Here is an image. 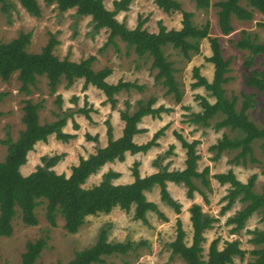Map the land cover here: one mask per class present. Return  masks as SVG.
Wrapping results in <instances>:
<instances>
[{
	"label": "rangeland",
	"instance_id": "1",
	"mask_svg": "<svg viewBox=\"0 0 264 264\" xmlns=\"http://www.w3.org/2000/svg\"><path fill=\"white\" fill-rule=\"evenodd\" d=\"M120 0H105L104 5L108 10H113V2ZM181 4V11L165 14L157 8L153 0H132L128 11L120 12L116 19L123 22L129 29L137 25L139 18L146 20L144 28L150 33L158 31V22L168 29H180L182 12L192 14V23L200 27L207 21L210 23V37H217L222 49V56L230 62L227 77L228 83L223 85L226 97L231 100L237 98L236 110L238 111L243 101V94H254L255 104L247 114L258 128L264 125V94L258 93L253 88L245 85V76L251 71L264 72V57L257 56L251 69L245 67V60L248 57L247 51L238 50L235 43L240 39L241 31L256 36L257 41H264V31L257 27L258 22H264V15L254 13L253 19L248 22L238 21L232 18L233 32L223 36L217 23L218 9L213 6L222 0H210L211 7L207 11L197 10L189 0H175ZM41 9L39 18L29 15L22 6L14 0H7L0 3V43H8L23 33L31 34L30 44L27 52L30 54L40 53L47 44L51 35L58 41L53 54L60 60L68 59L73 62H80L89 56H95L92 69L97 72L103 68H109L112 74L107 79L109 84H117L119 81L134 83L142 87V90L131 89L122 91L115 95L116 105L112 109L105 103V97L101 91L94 87L82 90L83 80L76 81L71 87L66 86L62 78L54 94L48 89L47 80L44 77L38 79L37 87L31 89L29 96L19 92L20 83L18 73H14L10 80H0V94H5L0 102V162L4 161L7 147L2 141L7 136L15 142L21 131L24 130L22 123L24 101L30 100L34 104H40L38 110L39 123L44 125L52 123L61 117H65L66 125L64 133L75 135V139L68 143H62L50 137L46 143L36 145L35 150L27 157L26 165L22 168V174L28 175L33 172L43 156L53 157L64 155L61 162L53 168L56 174L68 176L71 168L77 165L80 158L87 159L95 154L99 148H104L108 143L107 129L112 130V139H117L122 134L124 126L120 119L122 112L133 114L138 108L139 101H147L153 97L156 103L153 108L163 107L168 112H162L160 118L152 119L145 117L138 127L144 130L143 133L134 137L137 145L148 142L152 135L165 127L163 136L158 140V145L145 154H125L122 162L115 161L105 164L96 174L91 175L83 185L88 189L97 186L108 173L118 174L112 180L114 185H125L133 182L132 168L134 163L138 164L140 177L154 174L163 168L168 171L181 170L185 164V150L176 139L174 133L180 134L188 142L199 141L197 153L200 159L197 163V171L204 168L209 169L207 177L210 187L205 189L197 184L206 196L207 202L198 193L189 200L186 196L187 189L180 185L166 184L167 191L177 204L181 206V212L176 215L175 210L161 201L160 189L155 186L151 191L145 193L149 202L155 204L157 212H147L145 222L133 219L134 208L127 214L119 209H114L110 214L87 217L84 225L77 234L70 235L64 229V221L60 216L56 217V226H51L45 215V203L35 209L38 220L36 226L28 227L22 224L19 211L12 222L13 234L11 237H0V264H20L21 255L25 252L28 242H34L39 238L46 241V247L42 251L35 264H66L74 259L75 254L86 248L92 247L101 230L107 233L109 243L130 242L135 249L124 256H113L103 258L101 264H182L177 256L171 255L169 244L175 238V221L180 219L185 232V243H191L192 228L189 220L188 209L192 204L202 206L203 213L209 215L217 222L213 227L204 233L203 259H206L209 244L215 238H220L219 247L224 241L238 240L241 249L245 251L243 259L234 258L233 264H247L253 260L250 252L260 249L250 242L254 237L251 232L264 231V217L261 212L254 213L245 223L244 227L232 234V225L226 222L233 218L245 204L235 200L234 204L224 213L222 207L227 203L223 198L227 195L229 185H220L213 175L225 174L231 170L238 181L247 183L251 176L255 175L253 191L257 194L264 192V147L262 141L257 140L252 144L253 155L256 163L246 159L247 164L238 165L230 162L237 152L226 151L220 154L218 160L212 158L215 152H210L209 147L215 145L223 136L235 138L239 133L232 132L228 128L216 131L214 125L221 120L217 115L210 121L209 127H202L192 124L190 119L196 113L202 111L196 96H202L209 103L215 99L204 88L192 90L193 69L198 67L200 75L208 82L212 80L213 67L206 61L211 56L209 43L202 40L200 51L193 54L189 60L184 59L177 51L167 47L165 56L173 64L174 75L182 92L180 103H176L172 96H166V89L157 84L154 80L156 71L150 69L151 62L146 58H139L133 50H127L125 43L116 40V47L110 46L103 53L99 49L106 41V30L94 32L91 18L82 17L76 14V10H68L60 13L55 6H46L43 0H37ZM244 6V3H242ZM57 97L60 98V106L57 104ZM86 102V104H85ZM80 109L88 110L89 118L79 113ZM77 125V128L74 127ZM87 136L91 139H87ZM97 137V141L92 138ZM170 147H173L170 154L166 155ZM158 157L164 159L157 161ZM157 161V162H156ZM157 163V165H155Z\"/></svg>",
	"mask_w": 264,
	"mask_h": 264
},
{
	"label": "trees",
	"instance_id": "2",
	"mask_svg": "<svg viewBox=\"0 0 264 264\" xmlns=\"http://www.w3.org/2000/svg\"><path fill=\"white\" fill-rule=\"evenodd\" d=\"M7 0H0L5 3ZM31 16L39 18L41 9L37 0H14ZM105 0H43L46 6L54 5L60 13L75 9L76 14L82 17H90L94 32L106 30L107 38L99 53H103L108 47H116V40L125 43L127 50H133L139 58L149 59L150 69L156 71L154 80L166 89L165 95L172 96L176 103H180L182 92L175 78L173 64L165 56V49L170 47L177 51L184 59L189 60L193 54L200 51V43L207 40L211 56L206 61L213 67L212 80L208 82L200 75L199 68L193 69L194 83L191 89L204 88L214 103H209L202 96H196L202 111L196 113L190 122L202 127H209V123L217 115L221 120L216 122V131L228 128L232 132L239 133L238 137L229 138L223 136L215 145L209 147L210 152H215L212 158L218 160L220 154L226 151L237 152L230 161L236 165H246L249 156L251 163H256L253 155L252 144L261 140L264 147V125L258 128L249 120L247 112L255 104L254 94H243L240 109L236 110L237 98L229 100L223 89L229 79L230 62L222 56V49L217 37H210V23L207 21L200 27L193 25L192 14L182 12L181 28L168 30L161 21L158 22V31L150 33L144 28L146 20L138 19L137 25L129 29L123 22H119L116 16L120 12L128 11L132 0H120L113 2V10H108L104 5ZM197 10L207 11L211 7L210 0H189ZM159 10L165 14L181 11V4L175 0H153ZM244 3V6L242 5ZM218 9L217 23L223 36L233 32L232 18L238 21L248 22L253 19L254 13L264 15V0H222L214 3ZM257 27L264 31V22H258ZM31 34L21 32L17 38L8 43H0V80L7 82L14 73H18L20 83L19 92L29 96L31 89L37 87L38 79L44 77L51 94H54L58 84L63 78L66 86L71 87L76 81L83 80L82 90L86 91L90 86L102 92L105 103L113 109L116 105L115 95L122 91L131 89L142 90V87L131 82L119 81L117 84H109L107 79L112 74L109 68H103L97 72L92 69L95 56H89L80 62L58 59L53 51L58 41L53 35L40 53L30 54L27 46L30 44ZM238 50L247 51L245 67L251 69L257 56L264 57V41L258 42L257 37L246 31H241L240 39L235 43ZM245 85L253 88L258 93L264 94V72L251 71L245 76ZM5 94H0V102ZM156 99L151 97L147 101H139L138 108L133 114L122 112L120 119L124 126L122 134L117 139H112V130L107 129L108 143L104 148L96 150L95 154L87 159L80 158L77 165L72 166L69 176L56 174L53 168L63 159L64 155L53 157L43 156L40 165L27 176H23L20 168L26 164L28 154L33 152L38 143H46L53 136L57 141L68 143L75 139V135L64 133L66 125L65 117H61L52 123L40 125L38 110L40 104H34L30 100L24 101L22 123L24 130L20 132L18 139L13 142L9 136L2 141L7 147V153L3 162H0V237H11L13 234L12 222L17 216L23 225L32 227L38 224L35 209L45 203V215L48 223L55 227L56 217L60 216L64 221V229L67 234L75 235L84 225L87 217L99 214L108 215L114 209L129 213L134 208L133 219L145 222L147 212H157L154 203L149 202L145 193L151 191L155 186L160 189L161 201L172 207L176 215L181 212V206L172 200L166 184L184 186L186 196L189 200L194 198V193L202 196L205 203L206 196L197 186L201 184L209 190L210 184L207 179L209 169L197 171V163L200 159L197 153L199 141L188 142L180 134L174 133L181 147L185 150V167L183 170L168 171L166 168L146 177H140L138 164L134 163L132 168L133 182L125 185H114L112 180L118 174L108 173L102 181L91 188L85 189L83 185L86 180L96 174L105 164L115 161L122 162L125 154H145L158 145V140L163 136L165 127L155 132L151 139L145 144L137 145L134 137L144 132L138 127L145 117L152 119L160 118L162 112H168L163 107L153 108ZM60 106V98L57 97ZM86 104V102H85ZM79 113L89 118L88 110L80 109ZM264 115V111H263ZM77 128V125H74ZM87 139L91 137L87 136ZM97 141V137L92 138ZM170 147L166 155L170 154ZM158 157L156 160H162ZM156 161V162H157ZM157 165V163H155ZM220 185H229L227 195L223 198L227 203L221 212L227 211L238 200L245 204L233 218L226 223L232 225V234L240 231L246 221L256 212H261L264 217V192L257 194L253 191L256 176L253 175L247 183H241L236 179L233 172L229 170L225 174L213 175ZM189 220L192 228L191 243H185V232L180 219L175 221V238L169 244L172 256L181 259L182 264H233L234 258H244L245 251L241 249L238 240L224 241L220 248V238L211 241L208 247L206 259H203L202 243L204 233L212 229L217 219L203 213L202 206L192 204L188 209ZM254 236L250 242L256 246H262L250 252L253 260L247 264H264V231H253ZM46 247V241L39 238L34 242H28L25 252L21 255L20 264H35L42 251ZM132 243H109L107 233L103 229L98 234L96 243L75 254L73 260L66 264H101L103 258L113 256H124L134 250Z\"/></svg>",
	"mask_w": 264,
	"mask_h": 264
},
{
	"label": "crops",
	"instance_id": "3",
	"mask_svg": "<svg viewBox=\"0 0 264 264\" xmlns=\"http://www.w3.org/2000/svg\"><path fill=\"white\" fill-rule=\"evenodd\" d=\"M51 137H53V136H51ZM49 138H50V137H49ZM49 138H48V139H49ZM53 138H54V137H53ZM118 138H119V137H118ZM47 141H48V140H47ZM38 144H41V143H38ZM38 144H37V145H38ZM35 147H36V146H35ZM34 150H35V149H34ZM31 153H32V152H31ZM29 154H30V153H29ZM29 154H28V155H29ZM60 162H61V161H60ZM60 162H59V163H60ZM59 163H58V164H59ZM58 164H57V165H58ZM25 165H26V164H25ZM25 165H23V166L20 168V172L22 171V168H23ZM57 165H56V166H57ZM184 167H185V166H184ZM183 169H184V168H183ZM183 169H181V170H183ZM31 173H32V172H31ZM21 174H22V172H21ZM29 174H30V173H29ZM29 174H28V175H29ZM22 175H23V174H22ZM23 176H24V175H23ZM25 176H27V175H25ZM68 176H69V175H68ZM131 183H132V182H131ZM169 184H173V183H169ZM119 185H121V184H119Z\"/></svg>",
	"mask_w": 264,
	"mask_h": 264
}]
</instances>
